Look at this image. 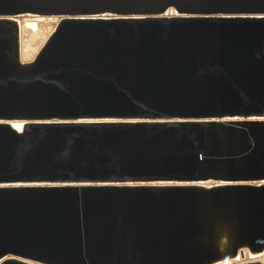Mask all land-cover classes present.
Segmentation results:
<instances>
[{"label":"water","instance_id":"95a60500","mask_svg":"<svg viewBox=\"0 0 264 264\" xmlns=\"http://www.w3.org/2000/svg\"><path fill=\"white\" fill-rule=\"evenodd\" d=\"M22 18L56 21L27 63ZM245 250L264 255V0H0V264Z\"/></svg>","mask_w":264,"mask_h":264},{"label":"bare ground","instance_id":"6f19581e","mask_svg":"<svg viewBox=\"0 0 264 264\" xmlns=\"http://www.w3.org/2000/svg\"><path fill=\"white\" fill-rule=\"evenodd\" d=\"M18 22L20 24L21 60L24 63L32 62L55 30L56 21H41L33 18H22ZM256 259L264 264V255L253 257L247 250H245L243 257L238 255V258L230 260L229 264L250 262ZM220 264L225 263L222 262Z\"/></svg>","mask_w":264,"mask_h":264}]
</instances>
